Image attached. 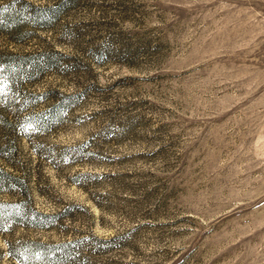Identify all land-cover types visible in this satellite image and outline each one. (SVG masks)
Listing matches in <instances>:
<instances>
[{
    "label": "rangeland",
    "instance_id": "374dc122",
    "mask_svg": "<svg viewBox=\"0 0 264 264\" xmlns=\"http://www.w3.org/2000/svg\"><path fill=\"white\" fill-rule=\"evenodd\" d=\"M28 1L59 7L0 29L46 55L0 72V264H264V0Z\"/></svg>",
    "mask_w": 264,
    "mask_h": 264
},
{
    "label": "trees",
    "instance_id": "16d2710c",
    "mask_svg": "<svg viewBox=\"0 0 264 264\" xmlns=\"http://www.w3.org/2000/svg\"><path fill=\"white\" fill-rule=\"evenodd\" d=\"M58 7L59 3L46 5L37 4L28 0H11L8 3L0 4V29H5L6 26H10V31H13V33L15 34H21L22 25L20 24V16L24 10L27 9V11L31 13L34 24H40L38 21L44 22L52 19L53 16L57 13ZM53 53L59 56H64L62 52L55 51ZM44 55L45 54L42 52L18 53L8 51L7 53H0V72L9 74L10 71L8 69V66L10 64L18 63L23 65ZM42 62L43 64H50V61H48V59ZM28 72L32 73V71ZM43 216L53 217L54 214Z\"/></svg>",
    "mask_w": 264,
    "mask_h": 264
}]
</instances>
